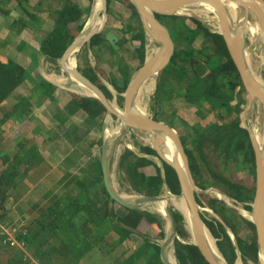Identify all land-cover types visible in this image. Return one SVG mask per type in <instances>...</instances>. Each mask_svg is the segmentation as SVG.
<instances>
[{
  "label": "trees",
  "instance_id": "trees-1",
  "mask_svg": "<svg viewBox=\"0 0 264 264\" xmlns=\"http://www.w3.org/2000/svg\"><path fill=\"white\" fill-rule=\"evenodd\" d=\"M17 2L29 18L15 22L17 32L21 33L30 27L31 21L38 20L40 14L37 9L29 6V0H17ZM57 2V9L51 12L55 27L43 39L41 52L60 69L57 61L81 34L87 22L86 10L80 1L57 0ZM121 2L130 17L137 19L140 24L137 28L132 22L125 25L123 22L115 21L120 34L116 43L118 48L110 47L114 57V67L110 70L104 69L94 52L96 48H101L109 42L106 33L103 32L95 36L91 42V50L99 62L100 75L91 66L87 70L79 69L99 86L110 100H113L114 94L103 79L107 81L117 91L118 103L124 108L123 95L133 75L146 62L148 39L134 4L130 0H121ZM108 3L111 12L114 0H108ZM9 5L10 0H0V15L10 16ZM156 17L168 27L176 45L172 61L162 73L158 94L164 93L171 85L182 87L185 89L183 99L186 104L199 107L197 115L200 119L205 120L210 115H214L216 119L215 123L207 127L198 124L190 129L192 150L188 148V139L182 137L194 179L198 187L204 190L218 187L239 203L245 204L244 208L247 211H252L257 188L256 155L250 135L241 127L240 119L241 113L246 108L244 98L246 90L225 39L222 35L213 33L196 18L162 15ZM200 38H204V43L200 49H197L195 44ZM131 42H138L140 46L133 50L128 46ZM135 61L139 62L136 70L133 69ZM28 76V70L0 53V108ZM38 87L52 90L48 91L49 97L53 96L56 89L48 82H43ZM80 88L85 89L83 86ZM69 96L71 100L65 111L69 115L83 111L102 129L107 115L105 106L94 98L71 92ZM168 98L173 100L175 96L171 93ZM32 101V98L23 99L10 114H5L0 121V132H4L3 128L13 117L18 121L29 120L32 114ZM232 117V120L226 122ZM154 119L162 121L157 117ZM172 127L175 128L173 124ZM119 130L116 129L115 133ZM102 144L103 140L100 141L101 147ZM135 145L141 154L149 157H141L129 149L121 154L119 169L123 180L130 187L129 192L137 195L160 196L167 184L172 194L181 196L182 190L176 171L164 163L165 178H163L161 167L153 159L158 156L157 152L138 142ZM206 148L208 155H213V162L208 161L209 157L205 156ZM44 152V149L31 144V141H23L19 142L15 150L0 154V221L2 223L6 224L5 217L8 215L6 207L12 199L10 192L43 164ZM79 170L78 175L67 173L57 183L56 188L45 196L48 205L41 209L35 219L21 226L17 237L26 243L27 252L34 260L39 264H81L97 249L103 253L107 251V255L112 256L116 248L134 242L136 237L145 236L141 231L142 228L151 229L158 240L165 239L167 223L159 214L124 208L126 215L121 216L115 211L116 203L111 199L105 186L101 158ZM148 170H155V174H150ZM242 172L251 174V184H239L233 180L235 173ZM197 201L201 204L198 198ZM208 206L221 217L222 222L216 219L209 221L204 218V220L227 262L236 264L239 260L237 247L229 234V228L236 236L244 264H261L256 226L226 208L219 200H208ZM239 210L245 212L244 209ZM185 216L188 218L187 215ZM175 218L179 237L186 242L184 244L181 240L176 241L178 262L210 264L200 249L190 243L191 234L184 216L176 211ZM235 218L243 222L250 233L248 237L238 236ZM112 235H116L117 239L111 243L109 237ZM0 248L7 250L1 257L0 264H32V260L26 259L25 253L20 249L2 246ZM143 248L144 250L139 249L128 257L116 256L113 263L140 264V261L145 260L142 264H164L159 244L152 243L150 238L144 237Z\"/></svg>",
  "mask_w": 264,
  "mask_h": 264
},
{
  "label": "water",
  "instance_id": "water-1",
  "mask_svg": "<svg viewBox=\"0 0 264 264\" xmlns=\"http://www.w3.org/2000/svg\"><path fill=\"white\" fill-rule=\"evenodd\" d=\"M100 1L101 7L98 9L96 8V0H93L91 16L83 31L66 50L62 58L57 61V64L68 82L73 85H82L89 91V96L83 94L82 96L99 100L107 109V117L103 123L101 132L103 138L101 163L105 186L111 199L120 207L132 211H146L148 206L162 205L166 202L164 213L160 214L157 212V214L162 216L167 222L166 236L160 245L161 259L164 264H174L171 261V249L173 248V254L177 261L175 264H180L177 259L176 241L181 239L178 234V224L175 218V212L177 210L171 203L172 198L164 195H122L115 188L112 177V164L121 147L126 146L127 149L135 152L141 157H149L141 154L136 145L134 147L129 145L130 138L134 135L138 139L139 144L151 147L157 152L158 156L153 157V159L161 167L163 178H165L164 163L168 164L176 171L180 181L182 195L176 196L172 194L167 184H165L164 187L172 196L182 197L186 202L189 211V221L181 210L178 209V211L184 216L185 222L189 226L191 234L190 243L200 249L203 256L210 264H229L221 252L223 259L218 258L211 248L207 234V232L211 233V231L204 220L201 206L197 201V195L202 193V191L199 190L194 179L190 161L180 134L169 124L157 121L146 112H140L138 110V97L143 87L152 79L157 80L160 78L163 71L170 65L176 51V45L172 39L170 30L158 20L156 15H188L200 21V17L184 12L201 11L204 7H210L214 10L212 13L217 17L219 30L213 32L210 28L209 29L213 33H218L224 37L231 57L245 86L246 91L244 98L246 101V108L240 115L241 127L248 131L256 155V195L252 204V211H247L244 208V211L250 214L251 217L248 218L245 214L241 213L239 208L222 201L226 208L240 214V216L249 220L256 226L259 257L262 264L264 258V141L262 145L259 144L258 136L255 134L252 125L250 126L248 118L255 114L256 105L264 111V86L249 67L245 43L250 19L251 17H255L262 36L259 42L264 47V0H130L140 14L148 43H150L149 47L157 45L159 48L153 55L149 56V53L147 54L144 66L133 75L128 89L123 95L125 99L123 111L113 104L99 86L93 83L80 71L76 61L82 50L86 47L90 48L93 38L102 34L107 25L109 18V3L108 0ZM230 4L236 5L241 11L242 22L238 27L234 24L233 16L230 11ZM73 60L74 63L72 64ZM107 86L110 89L111 85L107 84ZM110 118H117L120 123L118 128L120 130L116 134L109 130L111 123ZM170 145L174 149V155L171 158L166 153ZM214 190L216 189H208L205 191L213 193ZM220 194L227 196L223 192H220ZM218 217L221 218L219 215ZM228 230L230 229L228 228ZM229 234L234 245L237 247V253L239 255V260L236 264H244L241 252L238 249L237 240L231 233ZM181 241L186 244L185 241ZM215 242L218 248L216 239Z\"/></svg>",
  "mask_w": 264,
  "mask_h": 264
},
{
  "label": "crops",
  "instance_id": "crops-1",
  "mask_svg": "<svg viewBox=\"0 0 264 264\" xmlns=\"http://www.w3.org/2000/svg\"><path fill=\"white\" fill-rule=\"evenodd\" d=\"M29 4L30 7L37 9L40 14L38 20L30 22V24H38H35L36 28L32 24L21 33L17 32L14 26L15 22L22 18L29 20L17 0H10V16L4 17L0 15V53L16 61L28 70L29 73L25 82L3 104L2 108H0V121L5 114H10L15 106L23 99L32 98L33 100L32 114L29 120L18 121L13 117L7 123L6 127L3 128L4 132H0V154L15 150L19 142L31 141V144L45 151L50 149L58 157L57 159L59 161L58 164H55L54 161H51L54 157H50L51 155L48 153L43 154V158L45 159L43 164L22 180L15 190L10 192L12 199L7 204L8 215L5 217V220H8L9 223L15 222L16 225L11 226H17L19 228L29 220V216L33 211L32 207L35 208L38 205L41 207L43 204H46L45 196L56 188L57 183L67 173H73L75 167L80 169L101 158L100 155L98 159H95L97 157L95 148L100 147V141L103 139L96 138L92 134L96 128H99V125L92 121L86 113L79 111L73 115H69L65 111V107L71 100L69 96L70 91H64L65 88L57 82L56 78L52 80L51 77L49 78L46 75L51 74V68L55 66L49 58L42 54L41 43L55 27V21L51 17V12L57 9V0H38L36 2L29 0ZM12 5H16L19 11L22 12L21 18L14 16ZM40 26L43 27L42 30L47 29V27L48 29L42 32L41 35L36 32H34L35 34H31L32 30ZM108 29L112 32L117 28L110 30L111 28L108 26ZM116 31L119 36L120 32L118 30ZM106 35L109 40L110 34ZM33 39L38 41V49L31 44ZM110 43L107 42V45ZM149 45L150 43L147 45L148 51L150 50ZM105 46L102 45L101 48L95 49L100 63L103 62L101 50ZM32 49L36 50L32 52ZM43 82H48L55 86L56 89L53 96L49 97V89L47 87H38ZM107 84L109 83L106 82ZM44 116L52 121L49 120V124H44ZM44 128H47L46 132H44ZM73 174L75 175V173Z\"/></svg>",
  "mask_w": 264,
  "mask_h": 264
},
{
  "label": "rangeland",
  "instance_id": "rangeland-1",
  "mask_svg": "<svg viewBox=\"0 0 264 264\" xmlns=\"http://www.w3.org/2000/svg\"><path fill=\"white\" fill-rule=\"evenodd\" d=\"M32 1L36 2L38 0H32ZM78 1H80L81 5L86 10L85 21L87 22L91 16V12H92V8H93V1H91V0H78ZM12 8H13L12 10H13L14 16L21 18L22 12L19 11V8H17L16 5H12ZM110 14H111V16L108 18L109 23L107 22V25H106L103 32L106 34H110L109 42H111V43L109 45H106L101 50V55L103 57V62L101 63V65L106 70H110L111 68L114 67V63H113L114 57L110 51V48H108V46L113 47L114 49L117 48L116 47V43L118 40V34L116 33L117 29L113 30V29L117 28L115 21L117 20L119 22H123L125 25H128L132 22L134 27H137V28L139 27V24H140L137 19H132L130 17V15L127 13L125 6L121 2V0H114L113 8H112V11L110 12ZM181 17L192 18V16H188V15H184ZM207 17L210 20H205L203 17H200V19H201L200 21L201 22L203 21V23H205L207 25V27L210 28L213 32L218 31L219 27H218V23H217V17L215 16V14L210 13ZM250 22L253 24H257V20L255 19V17H251ZM32 24H30V25H32ZM35 24H33V26L36 28V25H38V24H36V25ZM108 24H110V25H108ZM234 24H235V22H234ZM108 26H110V28H111L110 30H113L112 32H114V33L109 31ZM42 28L43 27L40 26L37 29L32 30L31 34L36 32V33L41 35L42 32H44L45 30L48 29V27H47V29H43V30H42ZM38 29H41V30H38ZM203 43H204V38H200L196 42L195 47L197 49H200L203 46ZM31 44L36 49H38V47H39L38 41L33 39ZM139 46H140V43H138V42H136V43L131 42L129 45V47L133 50L137 49V47H139ZM158 48L159 47L157 45H154L153 47L151 46L149 48L150 50L148 52L149 53L148 55L149 56L153 55L158 50ZM36 49H32V52H34V50H36ZM245 50H246V56L248 58V64H249L251 71L254 73V75L258 79H260L264 83V47L259 42L258 39H254V32H253L252 27H248V32L246 34ZM94 52H95V50H94ZM94 52L91 50V47L90 48L89 47L84 48L82 50V52L77 57V60H76L77 65H78V68H80L82 70H87L89 68V66H91L100 75V73L98 71L99 62L96 59ZM54 66L55 67L51 68V70H52V72H50L51 74H46V75H48L49 78L51 77L52 80H55L53 78L64 77L63 73L61 72V69H58L55 64H54ZM138 67H139V62L138 61L133 62V69L136 70ZM34 70L38 71L36 69H34ZM31 75H32V73H31ZM161 76L159 79L156 80V82H155L156 86L154 87L153 90H151L150 94H148V95L140 94L138 97V100H139L141 106H143L144 108H147L146 113L150 117H152V118L157 117V118L162 120L161 122H165V123L169 124L170 126H172V124H173L175 129L177 130V132L180 134L181 138L185 137L188 139L187 140L188 141V143H187L188 148L190 150H192L193 145H192V137L190 136L191 135L190 129L193 126L198 125V124L201 125L202 127H207L208 125L215 123L216 119H215L214 115H210L205 120L200 119L197 115V111L199 110V107L186 104L185 100L183 99L184 94H185V92H184L185 89H183L182 87H179V86L174 87L171 85L168 88V86H166V88H168V89L165 90L164 93L162 92V94H160V93L158 94L157 90H158V86L160 85ZM103 82L106 83L107 81H105L103 79ZM67 83H69V85H71L73 87V85L70 84V82L67 81ZM110 89L112 90V92L114 94V98L111 101L113 102L114 105L118 106V109L123 111L124 108H122V106H120V104L118 103V96L119 95H118L117 91L112 86L110 87ZM64 91H67V92L70 91L71 92L74 90L66 87ZM166 92L167 93L169 92V94H166ZM71 93H75L77 95H80V93H78L76 91L71 92ZM171 93L175 96V98L173 100L168 98V96L170 97ZM80 96H82V94ZM157 97L159 99H157ZM106 117H107V115H106ZM232 119H233V117L228 119L226 122H228ZM49 120L50 119L48 117H46V116L43 117L44 124H49V122L52 121V120H50V121ZM248 120H249L250 126L252 125L254 132L258 136V138H260L262 141H264V111L258 105H256L255 114L249 116ZM110 122L111 123L109 126V130L111 132H114V130L119 128L120 123L118 122L117 118H114V119L110 118ZM90 124H92V123L90 122ZM184 124H186V125H184ZM44 130H45L44 132H46L47 128H44ZM101 132H102V129L96 128L92 132V134L96 138H102ZM50 135H52V134H50ZM136 142L139 143L138 139L134 135H132L130 138V141H129V145L134 147ZM101 149H102L101 146L95 148V150L97 152V157H95V159H98L100 157ZM126 149H127V147L123 146L120 148V150L116 154L114 161H113V164H112V172H113L112 177L114 179L115 188L120 194H122V195L124 194V195H128V196H134L137 194H135L133 192H129L130 187H129L128 183L123 180V175L119 169V160H120L119 158H120L121 154L124 152V150H126ZM47 153L49 155H51L50 157H52V158L54 157L53 159H51V161H54L55 164H58V161H59L57 159L58 157L55 156L50 149H47L44 152V154H47ZM205 156L207 158L209 157L208 161H211V162L214 161V157H212L213 155L212 156L208 155L207 148L205 150ZM82 162H84V161H82ZM83 164H85V163H83ZM44 168H46V167H44ZM79 171H80L79 168L75 167L73 170V173H75V175H78L77 173H79ZM147 172H149L150 174L151 173L155 174V170H148ZM233 180L236 183L244 184V185H249L252 183L251 174L245 173V172L235 173L233 176ZM117 184H118V186H117ZM198 188L200 191H202V193L197 195V198L201 201V204H199V205L201 206L203 217L209 221L216 219V220H219L222 222L221 218L218 217V213H216L214 210L209 208L208 200L216 199L222 203H223V201L220 200V198L217 197V195L215 193H208L204 189H202L200 187H198ZM210 189H216L220 192L225 193L224 191H222L218 187H212ZM225 194L230 198L234 207L239 208V209H244L245 204L239 203L236 199L230 197L227 193H225ZM162 195L169 196L172 198V195L169 193V191H167V189L165 187H164V191H163ZM177 198H182V197H177ZM47 205H48V203L43 204L41 207H40V205L36 206L35 208L32 207V210H33L32 214L29 216V220L25 223L27 224L30 220L36 218L39 215L41 209L45 208ZM114 209L119 215H121V216L126 215V210L124 208L120 207L119 205H117V204L114 205ZM217 209H218V205H217ZM176 210L178 211V209H176ZM146 211L157 214V212L152 210V206H148L146 208ZM236 214H238V213H236ZM238 215L240 216V214H238ZM234 220H235V224H236L235 226H236L238 236L240 238L248 237V235H250V233L247 230V228L244 226L243 222L240 221L239 218H235ZM5 223H8L10 225H16L15 222L9 223L8 220H5ZM187 229L190 232L188 225H187ZM141 231L145 236H143L142 238L136 237L134 242H128L123 247L116 248V251L112 256H108L106 253L107 251L105 253H103V252H101V250L97 249L96 251H94L93 253L88 255L82 261L81 264H114L113 261L116 258V256L121 257V256L125 255L128 257L139 249L144 250V248H143L144 237L150 238V241L152 243L159 244V245L162 244L163 240L156 239V236L151 229L142 228ZM228 231L236 239L234 232L232 230H228ZM116 239H117L116 235H112L109 237V241L111 243ZM190 241H191V238H190ZM6 251H7L6 249L4 250V249L0 248V259H1V257H3L5 255ZM171 255H173V248L171 249ZM144 261L145 260L140 261V264L144 263ZM250 264H252V263H250Z\"/></svg>",
  "mask_w": 264,
  "mask_h": 264
},
{
  "label": "bare ground",
  "instance_id": "bare-ground-1",
  "mask_svg": "<svg viewBox=\"0 0 264 264\" xmlns=\"http://www.w3.org/2000/svg\"><path fill=\"white\" fill-rule=\"evenodd\" d=\"M101 7V1L100 0H96V8H100ZM214 10L213 9H211L210 7H204L203 8V10H201V11H190V12H184V13H188V14H190V15H194V16H199V17H203L205 20H210V19H208V15L210 14V13H212ZM230 11H231V13H232V16H233V20H234V22H235V24H236V27H238V26H240V24H241V22H242V14H241V11L238 9V7L236 6V5H234V4H230ZM248 27H252V29H253V32H254V39H258V40H260L261 39V31H260V28H259V24H258V22H257V24H253V23H251L250 22V24L248 25ZM154 46V45H153ZM152 46V47H153ZM74 62V60L72 61V63ZM57 79V82L58 83H60V84H62V86L63 87H67V88H70V89H72V90H74V91H76V92H78V93H80V94H83V95H85V96H89L90 95V93H89V91L88 90H86V89H81L80 87L82 86V85H73L72 83V85H73V87L71 86V85H69V83H67V80H66V78L65 77H58V78H56ZM258 80H260V79H258ZM261 81V80H260ZM156 79H152L148 84H146L144 87H143V89H142V91L140 92V94H145V95H148V94H150V92H151V90H153L154 89V87L156 86ZM261 83L263 84V86H264V83L261 81ZM141 97V96H140ZM144 101V100H143ZM143 104V103H142ZM138 110L140 111V112H146V110H147V108H144L143 106H141V104H140V102H139V100H138ZM114 127V126H113ZM115 128V127H114ZM113 129V128H112ZM116 132V130H114V134H116L115 133ZM258 142H259V144L260 145H262V143H263V141L260 139V138H258ZM130 153V152H129ZM166 153L168 154V156L171 158V157H173V155H174V149L171 147V145H170V148H169V150H167L166 151ZM113 173V172H112ZM113 181H114V179H113ZM116 181V180H115ZM117 186H118V184H117ZM213 193H215L216 195H218L217 197H219L221 200H223V201H225L226 203H228L229 205H232L233 206V204H232V202H231V200H230V198H228L227 196H225V195H223V194H220V192H218V191H216V190H214L213 191ZM221 196H223V197H221ZM171 203H172V205H174V207L176 208V209H179V210H181L185 215H187L188 216V221H189V211H188V208H187V205H186V202H185V200L183 199V198H177V197H174V196H172V200H171ZM165 204H166V202H164L162 205H153L152 206V210H154L155 212H158V213H160V214H162V213H164V210H165ZM241 213H243V214H245L248 218H250L251 217V215L250 214H248L247 212H241ZM207 234H208V240L210 241V245H211V248H212V250H213V252L215 253V255L218 257V258H220V259H223V257H222V255H221V253H220V251H219V249L217 248V246H216V242H215V239L213 238V236L211 235V233L210 232H207ZM165 238V237H164ZM188 246V245H187ZM263 260H264V258H263ZM262 260V261H263ZM171 261H172V263H176L177 261H176V258L174 257V254L172 255V257H171ZM263 264H264V261H263Z\"/></svg>",
  "mask_w": 264,
  "mask_h": 264
},
{
  "label": "built area",
  "instance_id": "built-area-1",
  "mask_svg": "<svg viewBox=\"0 0 264 264\" xmlns=\"http://www.w3.org/2000/svg\"><path fill=\"white\" fill-rule=\"evenodd\" d=\"M20 233V228L17 226H11L9 224H4L0 221V235L1 241L0 246L4 248H15L20 249L25 253L26 259L32 260V264H39L34 260L30 254L27 252L26 243L18 239Z\"/></svg>",
  "mask_w": 264,
  "mask_h": 264
}]
</instances>
